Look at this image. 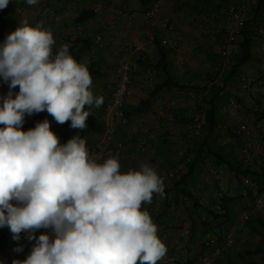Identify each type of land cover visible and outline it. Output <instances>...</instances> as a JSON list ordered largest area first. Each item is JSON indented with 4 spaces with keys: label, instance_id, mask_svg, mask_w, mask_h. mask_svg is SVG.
Instances as JSON below:
<instances>
[{
    "label": "clouds",
    "instance_id": "clouds-1",
    "mask_svg": "<svg viewBox=\"0 0 264 264\" xmlns=\"http://www.w3.org/2000/svg\"><path fill=\"white\" fill-rule=\"evenodd\" d=\"M8 4L0 0V10ZM55 43L51 30L27 17L0 43V78L9 89L0 97V228L8 227L14 241L21 233L35 241L27 258L12 264H156L167 248L140 209L153 193L164 196L157 171L142 163L122 174L119 153L100 163L79 134L60 144L47 119L22 130L26 114L45 110L83 130L92 108L104 103L90 90L87 64L68 44L53 53ZM39 229L45 231L37 237Z\"/></svg>",
    "mask_w": 264,
    "mask_h": 264
},
{
    "label": "crops",
    "instance_id": "crops-1",
    "mask_svg": "<svg viewBox=\"0 0 264 264\" xmlns=\"http://www.w3.org/2000/svg\"><path fill=\"white\" fill-rule=\"evenodd\" d=\"M15 1L17 4L12 11L10 21L11 32L17 29L19 21L25 17L28 19V14L32 10L26 4V0ZM131 1L92 0L91 3L101 2L102 5L97 10V18L83 26L75 23V18L83 8L81 3L69 1L65 5L67 7L66 11L58 16L54 15L55 10L61 9L64 5L58 0H38V3L34 5V10L41 18L38 24H42L45 29H48V27L53 28L52 33L56 41L54 45L55 52L63 44H68L70 47L77 38H84V33L89 32L95 47L92 52L86 54L84 59L80 60V63H86L87 66L94 64L104 74V78L91 90L95 96L103 97V105L111 98L120 76V57L127 55L133 61L138 62L140 69L136 74L133 89L125 102V110L133 112L143 101L149 99L150 105L147 111L131 118L135 122L146 119L151 132L134 134L130 126L119 124L117 138L124 141L126 153L125 159L119 160L120 171L122 174H126L130 169L139 170L142 163H148L157 172H161L168 170L183 157V144L188 134L186 123L197 107L198 95L192 90L186 91L178 88L155 93L156 86L164 76L158 72V80L155 84L147 82L145 71L147 67H143L140 62H144L145 57L151 62L155 61L158 49L156 41L150 42L146 32H154L156 38L160 39L161 44L168 50L172 64L171 76L173 78L180 84L203 86L207 83L205 78L212 75L215 65L220 61L217 47L222 41L225 28V10L229 3L239 0H229L209 10L204 9L202 0H184L183 4L185 3V6L179 4L177 0H167L159 14L151 21L144 18L137 2L133 4ZM124 13L128 15L124 16L123 20L111 24L114 19L121 18V14ZM166 24L173 26L174 29L166 28ZM36 25L33 21L31 26L35 27ZM97 33L103 35L105 44L102 45L95 41L94 37ZM253 50L255 60L243 67L241 74L257 75L260 72L259 41L256 42ZM4 84L2 78H0V90ZM18 92L19 86H17L16 93ZM242 97L246 100L247 106H252V98L257 100L264 98V88L254 87L251 95L243 94ZM0 104H2V100H0ZM103 105L99 108L93 107L92 114L89 117L101 118L104 112ZM38 114L25 115V123L22 126L23 131L35 127L34 117ZM246 115L241 110L240 114L234 116V123L237 124ZM49 122L52 127L59 125L53 117L49 118ZM2 127L4 125L0 124V128ZM70 133L71 138L79 134L75 129ZM103 139V134H88L86 148L89 154L92 148L102 144ZM143 139L148 143L147 148L144 150L140 146ZM202 173L203 169L194 184L190 186V190L201 196L205 205L218 203V191L220 189L225 194L234 192L238 197L241 196L237 202H228L229 210L232 209L234 213L232 226L236 225L240 221L241 211L252 207L254 196L253 198L246 197L244 192L247 189L230 172L225 171L222 187L211 181L205 182ZM169 184L170 182H164V191L170 189ZM158 195L153 193V198L157 200L155 196ZM168 198L169 208L165 215V222L162 223L168 229L163 231L161 225L156 224L155 219L152 220L157 225L158 237L167 248L165 255L172 260L164 264H186L190 261L194 263L200 256L197 255L195 247H191V253H187L186 247L180 248L176 244L179 231L187 220L186 213L190 203L177 198L173 193H170ZM162 200L164 201V197ZM147 207L152 212V202L147 203ZM252 217H260L264 220V214ZM260 243L261 239L251 235L244 227L238 232L236 246L239 248L237 247L236 254L239 255L249 246ZM236 254L234 256L228 254L221 264H236L239 263L238 258L244 259ZM257 263L264 264V260H258Z\"/></svg>",
    "mask_w": 264,
    "mask_h": 264
},
{
    "label": "built area",
    "instance_id": "built-area-1",
    "mask_svg": "<svg viewBox=\"0 0 264 264\" xmlns=\"http://www.w3.org/2000/svg\"><path fill=\"white\" fill-rule=\"evenodd\" d=\"M167 0H155L147 11L143 13L146 20L154 19L161 9L164 7ZM73 3H78L79 0H71ZM179 4H183L184 0H177ZM260 0H239L230 3L225 10V28L223 30L222 41L217 47V53L220 55V61L213 69L212 81L219 82L228 69L233 56L236 54L239 47V39L245 23L252 17ZM102 3H92V8L97 11ZM121 18L114 19L111 24L118 23V20H123L127 13L121 14ZM40 15L34 17V23L40 22ZM166 28L173 30L174 27L169 24ZM81 28V27H80ZM150 42L156 40L154 32H146ZM259 46H260V72L257 75L240 74L235 81L229 103L224 107L225 123L218 131V144L228 146L237 142L236 150L238 158L244 169L252 168L256 162H259L260 156L264 158V123L254 115H246L237 124L234 123V116L241 113L242 107L238 103V98L243 94L251 95L254 87L264 88V17L259 26ZM99 44H105V39L102 34L97 33L94 37ZM53 53L55 48L53 46ZM120 76L117 80L115 89L109 101L104 105L103 119L106 124V131L103 134L104 139L100 146L92 148L90 155L97 158L98 162L102 163L107 158L119 153V160L126 157L124 141L117 138V129L119 124L130 126L132 132L150 133L151 129L146 119L140 122H135L130 116L125 113V102L130 95L136 80V74L140 69L138 62L133 61L127 55L119 59ZM147 82L155 84L158 80V72L152 67L145 69ZM252 98L253 104L257 100ZM264 106V98L257 100ZM207 106L203 95L198 96L196 109L191 113L188 122L186 123L188 134L183 144V157L175 165L168 170L157 172L164 182H169L173 179L180 178L188 170L189 164L192 162L196 147L203 135L206 124ZM236 144V143H235ZM147 141L141 140L140 146L144 150L147 148ZM202 177L205 182H214L217 185L223 186L225 178V169L218 166L213 161L207 159L203 166ZM242 185L247 189L244 195L252 194L254 202L250 209L242 210L240 213V221L225 232L223 240L220 242L216 236L208 235L205 240L206 251L196 259L193 264H220L226 256L232 253L236 248L237 236L240 229L246 226L247 221L253 215L264 214V193L259 194L257 183L252 177L244 175L242 177ZM238 196L234 192L224 193L222 189L218 191L217 210L224 212V200H232ZM162 206V200H156L152 204V213L156 216ZM167 226L163 225L162 229L166 230ZM44 229H39L36 232L38 237ZM191 242L190 222L186 220L183 227L179 231L176 240L177 247L184 248ZM35 241H28L26 235L21 233L19 241H12L8 244L0 254V261L3 264H12L14 259L24 260L30 253ZM21 244L24 249L20 253L13 251V248ZM172 260L164 255L159 263L164 264Z\"/></svg>",
    "mask_w": 264,
    "mask_h": 264
},
{
    "label": "trees",
    "instance_id": "trees-1",
    "mask_svg": "<svg viewBox=\"0 0 264 264\" xmlns=\"http://www.w3.org/2000/svg\"><path fill=\"white\" fill-rule=\"evenodd\" d=\"M64 5L61 9H56L54 12L55 16L63 14L67 7L65 6L71 0H58ZM92 0H79L78 3L83 4L82 11L75 18V23L79 26L88 24L90 21L97 18V11L92 8ZM129 1V0H128ZM229 0H202L204 4V9L209 10L218 6V4L226 3ZM138 7L144 13L149 9V7L155 2V0H136ZM17 2L15 0H9L8 6L0 10V43H2L6 36L11 33L10 21L12 16V11ZM230 4V3H229ZM185 6V3L183 4ZM264 17V0H260L258 7L256 8L252 17L245 23L242 30L239 47L236 54L233 56L228 69L225 71L219 82L212 81V75L205 78L207 82L205 85H190V84H180L175 78L171 76V60L168 50L161 44L160 39L156 38L157 43V59L153 62L149 61L145 57L144 62H140L143 67H152L157 72L162 74L164 78L156 86L155 93H159L164 90H170L173 88H178L181 90H192L198 96L203 95L205 104L207 106L206 113V124L204 127L203 135L196 147L195 154L192 162L189 164L188 170L180 178L173 179L170 182V189L164 191V201L158 195L157 200H162V206L156 216L147 207V203H143L141 206V211H148L152 220L155 219L156 224L163 225L165 222V215L169 208V198L170 193L175 194V196L184 202H189L186 217L190 222V233L191 242L186 246V252L191 253L192 248L195 247L197 255H201L206 251L205 240L208 235L216 236L219 241L223 240L225 232H227L234 223V213L233 210H229L228 202H237L240 197L234 198L232 200H224V212H219L216 204L205 205L201 196L190 190V186L194 184L197 176L201 174L203 166L207 159L213 161L218 166L223 167L226 172H230L240 180L242 184V177L244 175L250 176L257 183L259 188V194L264 193V158L260 156L259 162L250 169H244L238 158L236 145L230 144L228 146H221L218 144V131L220 127L225 123L224 107L229 103L230 98L233 95L232 87L235 81L241 74L243 67L252 63L255 60L254 46L257 41H259V26L262 18ZM51 32L53 28H49ZM84 38H77L72 42L69 47V52L73 58L80 63V60L84 59L87 53L92 52L94 46V41L91 38L89 32L84 33ZM88 70L92 77L91 89L96 86V84L104 78V74L98 70L94 64L88 66ZM8 85L5 83L0 90L1 97L8 93ZM14 94L17 91L13 90ZM255 101V99H254ZM238 103L242 107V112L247 115H254L258 120L264 123V106L260 104L257 100L252 106L246 105V100L240 96L238 98ZM106 104V103H105ZM150 105V100H145L142 104L135 108L133 112L125 113L132 117L143 114L147 111ZM104 106V105H103ZM52 116L45 110L40 112L34 117V124L37 121H43ZM71 121L65 122L64 124H59L55 127L50 126V130L57 135L60 144H65L69 139H71V131L74 129L70 127ZM67 130L68 132H66ZM79 132L81 138L87 139L89 133L104 134L106 131V124L101 118L88 117L86 120V128L83 130L75 129ZM252 197L250 193L246 197ZM154 199V198H153ZM152 199V204L154 200ZM156 201V200H155ZM230 202V203H231ZM254 216V215H253ZM245 228L251 235H255L261 239V243L249 246L244 249L239 255L246 260V264H258V260H264V220L260 217H251ZM263 228V229H262ZM168 227L166 228V230ZM262 229V230H261ZM163 230V229H162ZM163 230V231H166ZM13 241L12 233L8 227L0 228V250L2 251L8 244ZM159 261V260H158ZM156 263H159V262ZM186 264H193L190 261Z\"/></svg>",
    "mask_w": 264,
    "mask_h": 264
},
{
    "label": "rangeland",
    "instance_id": "rangeland-1",
    "mask_svg": "<svg viewBox=\"0 0 264 264\" xmlns=\"http://www.w3.org/2000/svg\"><path fill=\"white\" fill-rule=\"evenodd\" d=\"M129 2H130V0H129ZM133 2V4H135L136 3V0H132L131 1V3ZM27 4V3H26ZM28 5V4H27ZM30 8H32V10H31V12L28 14L29 16H28V20H29V23H30V25H32V23H33V21H34V17H35V15H38V13L34 10V6H30V5H28ZM263 220V219H262ZM249 239H250V237H248ZM238 246H236V248H235V250L231 253V254H229V255H231V256H234V254H236L237 253V249L239 248H237ZM0 254H1V250H0ZM237 255V254H236ZM238 257H239V255H237ZM239 259V263H236V264H246L245 262H246V260L244 261V259L242 260V258H238ZM241 259V260H240ZM221 264V263H220Z\"/></svg>",
    "mask_w": 264,
    "mask_h": 264
}]
</instances>
